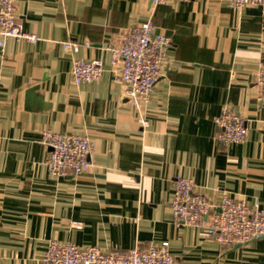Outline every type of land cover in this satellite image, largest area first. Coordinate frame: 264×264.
<instances>
[{"label":"crops","instance_id":"1","mask_svg":"<svg viewBox=\"0 0 264 264\" xmlns=\"http://www.w3.org/2000/svg\"><path fill=\"white\" fill-rule=\"evenodd\" d=\"M26 32L0 47V264H42L56 239L103 251L167 245L173 264H264V236L222 244L175 222L174 179L218 203L223 193L264 209V107L256 73L264 63V10L224 0H16ZM151 20L170 38L142 112L127 101L108 44ZM79 43L70 52L63 42ZM74 59L103 62L96 81L75 83ZM242 115L247 137L224 143L215 117ZM44 130L89 137L90 166L51 176Z\"/></svg>","mask_w":264,"mask_h":264},{"label":"built area","instance_id":"2","mask_svg":"<svg viewBox=\"0 0 264 264\" xmlns=\"http://www.w3.org/2000/svg\"><path fill=\"white\" fill-rule=\"evenodd\" d=\"M167 0H151L155 4ZM186 1V0H175ZM230 7L259 6L264 10V0H224ZM151 20L125 27L116 43L105 47L110 62L118 67V78L124 84L125 95L135 110L141 127L148 124L142 107L150 101L155 84L166 59L170 38L154 32ZM36 43L39 36L23 29L16 13V0H0V47L6 38ZM64 48L70 52L79 49V43L65 41ZM103 62L100 59H74L72 77L75 83H87L100 78ZM258 99L264 107V63L256 73ZM217 138L224 143H242L247 137L244 117L231 109H224L215 117ZM41 142L48 147L43 161L51 176H78L88 170L93 144L88 136L78 133H60L44 130ZM170 208L175 222L203 228L209 236L222 244H245L264 236V209L257 204L235 199L227 193L218 203L195 191L192 179L178 176L174 179V192ZM42 264H173L167 245H151L146 249L138 246L124 251H103L94 245L79 246L56 239L48 242Z\"/></svg>","mask_w":264,"mask_h":264}]
</instances>
